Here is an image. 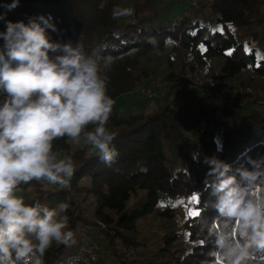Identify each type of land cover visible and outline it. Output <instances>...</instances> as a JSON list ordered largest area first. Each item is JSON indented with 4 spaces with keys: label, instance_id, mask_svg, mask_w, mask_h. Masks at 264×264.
I'll return each instance as SVG.
<instances>
[{
    "label": "trees",
    "instance_id": "1",
    "mask_svg": "<svg viewBox=\"0 0 264 264\" xmlns=\"http://www.w3.org/2000/svg\"><path fill=\"white\" fill-rule=\"evenodd\" d=\"M11 2L0 0V15L6 20L27 22L50 15L56 28L48 30L53 43L82 45L86 55L99 59L102 69L110 62L103 74L109 77L114 100L152 78L156 66L148 65L147 58L162 56L168 46L185 52L182 69L209 70L210 61L220 58L222 73L236 76L250 70L264 79V56L247 49V41L238 37L242 33L256 40L255 28L264 24L260 0H199L201 13L190 9L189 0H20L9 11ZM114 8H132L134 14L114 19ZM4 27L0 20V31ZM165 60L169 73L164 76L169 78L181 68L177 71L169 56ZM215 94L208 108L193 107L197 93L182 83L154 110L124 117L112 113L107 127L115 134L119 156L111 166L91 150L72 151L67 137L55 139L53 152L71 157L75 165L70 187L44 188L33 180L17 189L26 204L49 209L70 205L60 215L69 217L75 242L53 243L43 264H233L236 255H229V249L244 245L248 237L240 234L238 221L221 216L216 208L217 169L227 165L226 175L235 177L248 198L264 201V110L228 105ZM5 97L0 90V102ZM258 102L264 106V99ZM91 130L89 125L85 131ZM245 171L259 175L250 182L242 176ZM72 190L82 201L91 197L93 217L110 227L107 232L86 231L96 225L76 211ZM157 209L165 221L177 217L178 230H169L160 245L150 249L135 234L138 221ZM87 238L96 240L105 256L82 263L75 254ZM221 238L223 246L218 243ZM115 241L133 250L136 258L119 256ZM240 264H264V249L249 247Z\"/></svg>",
    "mask_w": 264,
    "mask_h": 264
},
{
    "label": "clouds",
    "instance_id": "2",
    "mask_svg": "<svg viewBox=\"0 0 264 264\" xmlns=\"http://www.w3.org/2000/svg\"><path fill=\"white\" fill-rule=\"evenodd\" d=\"M20 0H12L11 11ZM134 14L132 8H114L113 18ZM51 16L6 20L0 31V264H43V256L53 245L74 243L69 217L60 215L70 205L58 209L26 204L15 193L18 186L46 181L69 188L75 165L71 157L58 159L53 141L67 137L80 142L81 136L101 162L111 166L119 153L115 134L107 127L115 100L109 95L110 62L102 69L95 55H86L82 45L53 43L48 30L56 31ZM50 53H61L54 57ZM89 125L93 130L85 131ZM259 168L258 162H253ZM219 172L214 186L219 214L239 222L240 234L248 237L244 245L229 249L236 255L233 264L249 247L264 249V201L247 197V190L227 176L228 166ZM258 172L242 173L254 181ZM33 238L35 242H33ZM218 243L223 246L221 238Z\"/></svg>",
    "mask_w": 264,
    "mask_h": 264
},
{
    "label": "rangeland",
    "instance_id": "3",
    "mask_svg": "<svg viewBox=\"0 0 264 264\" xmlns=\"http://www.w3.org/2000/svg\"><path fill=\"white\" fill-rule=\"evenodd\" d=\"M261 2V14L262 19L264 21V0H260ZM204 3V0H203ZM254 32L256 33L257 37L256 40H252L253 38L251 36H244L242 33L239 34L240 39H245L248 43V48H255V51H257V54L260 56H264V24L259 27L255 28ZM169 56V59L172 60V63L174 67L177 69V71L182 67V63L184 62L185 52L175 49L172 50L171 46L167 47V50L163 53L162 56L156 58L151 54L150 58H147V64H153L152 67H155V74L152 76V78L146 80L139 86H145L149 82H153L158 75H161L163 78V85H158L159 90L157 93V98L152 100H145L143 98H140L135 90L120 96L118 99L115 100V105L113 108L112 113H117L118 115L124 117L127 114H135L140 111L149 112L151 110L156 109L157 105L168 101L173 93L178 90L179 86L182 83H186L190 89L194 90L197 93V98L195 99L193 103V107H209L212 105L214 98H211L205 102L204 99H202L200 95V85H198L195 81V78H207L211 75L217 73L219 77H221V82L218 84V90L215 95H219L221 98V101L223 100L228 105H245L248 107H255L260 110H264V106L258 102L259 104H255L257 99H264V79L260 78L257 75H254L250 70H245L241 72L239 75L236 76H228L220 71L222 59L220 58H213L210 61V68L209 70L200 68L198 66H194L193 69L189 68H181L176 74L173 76L166 78L164 75L168 74V63L165 60V57ZM190 58L187 60L189 61ZM143 64V62H142ZM184 75L185 77L182 78L177 83L174 82V77ZM193 74V76H192ZM189 75L190 78L187 76ZM198 76V77H197ZM159 97V98H158ZM70 147L72 151L83 149L85 152L90 151L91 147L90 145H87L85 143L84 138L80 139V142H73L72 140H69ZM58 159H63V154H56ZM43 184V187H54L58 188L61 187L58 184H49L46 181H41ZM31 188H29L30 190ZM72 193V199L76 204V211H82L83 216L90 222L95 223L96 226H89L86 227V231L89 233H97L98 230L107 232L108 227L107 225L105 229H103L100 225L98 220L94 219L93 212L94 208L92 205L91 197L87 198V200L82 201L81 197L77 195L73 190ZM21 191L17 190L16 195L20 196ZM131 200L128 205L130 206L132 202ZM181 205H177L178 211H180ZM160 210L157 209L156 212L152 215H149L143 219H140L137 223V233L135 234L140 243L147 246V248L155 249L157 248L161 241L162 237L165 233H168L169 230L177 228L178 225L176 222L177 217H174L172 220H164L159 216ZM180 218V217H179ZM96 241V240H95ZM97 242V241H96ZM114 247L119 256H122L128 260H132L136 258V254L133 250L125 249V247H122L120 244H117L114 242ZM133 254V255H132ZM100 256H105L103 251L99 253ZM110 256V255H108Z\"/></svg>",
    "mask_w": 264,
    "mask_h": 264
},
{
    "label": "built area",
    "instance_id": "4",
    "mask_svg": "<svg viewBox=\"0 0 264 264\" xmlns=\"http://www.w3.org/2000/svg\"><path fill=\"white\" fill-rule=\"evenodd\" d=\"M189 2H190V9L196 11L197 13H201V6L199 0H189ZM186 14L189 15L188 12ZM187 76L190 78L189 75ZM181 77L184 78L185 76L182 74L181 76L179 75L174 77L173 78L174 82L177 83L178 81H180L182 79ZM195 79H196L195 82L201 87L200 95L202 99L205 100V102L214 96V94L218 90V84L221 82V77H219L217 73L207 78H195ZM162 83H163V78L161 75H158V77H156V79H154L153 82H149L145 86H138L135 89V92L140 98H143L145 100H152L157 98L158 96L157 93L159 90L158 85H163ZM99 225L103 229L106 228L105 224L101 222H99ZM100 252H102V249L99 247L97 242L95 240L87 238L86 242L77 249L75 258L82 263L94 262L99 256Z\"/></svg>",
    "mask_w": 264,
    "mask_h": 264
},
{
    "label": "snow or ice",
    "instance_id": "5",
    "mask_svg": "<svg viewBox=\"0 0 264 264\" xmlns=\"http://www.w3.org/2000/svg\"><path fill=\"white\" fill-rule=\"evenodd\" d=\"M194 200H196L197 198L196 197H193ZM191 214V213H190Z\"/></svg>",
    "mask_w": 264,
    "mask_h": 264
}]
</instances>
